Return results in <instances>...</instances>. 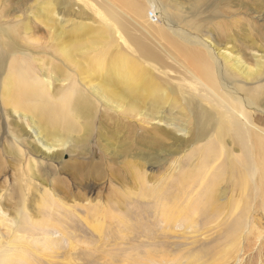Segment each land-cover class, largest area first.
<instances>
[{"label": "rangeland", "instance_id": "374dc122", "mask_svg": "<svg viewBox=\"0 0 264 264\" xmlns=\"http://www.w3.org/2000/svg\"><path fill=\"white\" fill-rule=\"evenodd\" d=\"M0 264H264V0H0Z\"/></svg>", "mask_w": 264, "mask_h": 264}, {"label": "bare ground", "instance_id": "6f19581e", "mask_svg": "<svg viewBox=\"0 0 264 264\" xmlns=\"http://www.w3.org/2000/svg\"><path fill=\"white\" fill-rule=\"evenodd\" d=\"M139 47V46H138ZM140 52V51H139ZM144 52V51H143ZM17 69L18 68H16V71H17ZM20 70H18V73H20L19 72ZM15 74V73H14ZM17 75V74H16ZM16 81H18V80H16ZM15 84H17V87H16V85H15V87H16V89H14L13 90V93H11L10 94V97H9V102L10 103H12L13 105H16V106H20V107H23V108H25V109H30V107L32 108V106H29L28 104H26V102H25V99H27L26 97L27 96H31L32 97V95H34V94H32V92H33V90H31L29 87H28V85L26 84L25 85V83L24 84H22L21 82H19L18 81V83L16 82ZM14 86V85H13ZM34 88V87H33ZM30 94H32V95H30ZM37 96V95H36ZM33 98V97H32ZM31 102V101H30ZM34 104V103H33ZM36 106V105H35ZM57 106V105H56ZM53 109H55V108H53ZM31 110V109H30ZM54 113H55V111H54ZM56 113H58V112H56ZM252 162V161H251Z\"/></svg>", "mask_w": 264, "mask_h": 264}]
</instances>
